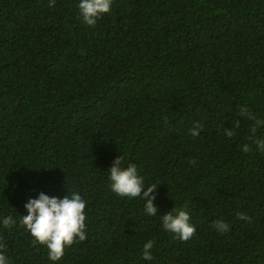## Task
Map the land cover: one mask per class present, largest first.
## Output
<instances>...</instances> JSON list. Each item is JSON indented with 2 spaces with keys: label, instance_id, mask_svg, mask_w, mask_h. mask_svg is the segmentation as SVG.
Instances as JSON below:
<instances>
[{
  "label": "trees",
  "instance_id": "16d2710c",
  "mask_svg": "<svg viewBox=\"0 0 264 264\" xmlns=\"http://www.w3.org/2000/svg\"><path fill=\"white\" fill-rule=\"evenodd\" d=\"M49 3L0 0V252L9 264H264V152L254 143L264 127L249 140L252 122L238 111L264 119V0H113L95 26L79 0ZM120 156L145 187L158 185L156 216L142 198L112 191ZM41 192H78L87 205L86 240L57 262L20 223ZM175 207L196 228L188 241L163 229ZM217 220L229 230L218 232Z\"/></svg>",
  "mask_w": 264,
  "mask_h": 264
},
{
  "label": "clouds",
  "instance_id": "9594fccd",
  "mask_svg": "<svg viewBox=\"0 0 264 264\" xmlns=\"http://www.w3.org/2000/svg\"><path fill=\"white\" fill-rule=\"evenodd\" d=\"M113 0H79L78 8L83 22L88 26H95L103 15L109 13ZM55 6V0H50L49 7ZM239 116L251 121L249 140L255 136L258 129L264 127V119H259L246 106L238 107ZM202 125L198 122L190 129L192 136H198L202 130ZM240 127V121L235 122L234 128H225L224 134L231 138L236 135L235 129ZM258 150L264 152V140H255ZM242 151L247 153L252 151L248 144L242 146ZM124 157H118L109 170L111 189L121 197H140L145 202V211L148 215L156 216L157 207L153 201L156 199L158 185L152 184L145 187L144 177L138 174L135 164L123 166ZM192 160L191 164L196 165ZM86 201L78 192L66 195L63 199L49 197L43 192L36 199L30 198L24 205L27 215L21 216V226L25 227L33 237L32 246H46L49 250V259L53 262L61 260L65 254V248L71 247L77 239L80 242L86 240ZM238 218L251 222V217L240 213ZM163 229L174 233L182 241L190 240L196 232L195 226L190 223V214L185 208H176L166 215L161 216ZM15 224L12 216L3 219L5 227ZM215 229L224 233L229 230V225L223 220L214 221ZM155 241H148L143 246V259L151 261L153 259L152 249ZM5 247L0 242V249ZM0 264H9L7 257L0 252Z\"/></svg>",
  "mask_w": 264,
  "mask_h": 264
}]
</instances>
